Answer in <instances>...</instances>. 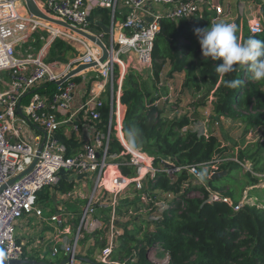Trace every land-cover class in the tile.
<instances>
[{
  "label": "built area",
  "instance_id": "1",
  "mask_svg": "<svg viewBox=\"0 0 264 264\" xmlns=\"http://www.w3.org/2000/svg\"><path fill=\"white\" fill-rule=\"evenodd\" d=\"M35 1L49 16L92 32L104 42L109 56L101 63L104 52L96 41L69 27L31 14L24 0H0V260L6 261L27 258L24 257L23 243L17 241L18 224L28 216H43L38 193L44 187L58 185L63 174L69 178L93 179V192L82 212V220L97 213V203L106 190H111L116 199L130 186L145 189L146 180L153 179L160 168L170 177H175L183 169L199 177L200 172L195 165L163 161V165L157 167L149 154L128 143L123 133L125 105L121 102L122 85L128 68L142 71L152 67L155 40L161 30L162 19L193 20L210 12L215 15L212 18V23H215L225 13L216 0ZM99 7L110 9L111 21L106 24L108 33L102 28L92 27L96 22L92 12ZM260 9L259 16L247 22L252 32L262 29L263 15ZM250 10V6L240 4L238 17H248ZM150 16L152 21L147 20ZM224 22L237 24V21ZM40 30L45 32V36H41L43 44L35 57L32 55L31 41ZM55 39L64 40L75 49V55L68 63L44 61L43 56ZM20 52H25L26 56H21ZM93 62L99 64L90 69L95 72L94 80L91 81L85 103L78 110H73L72 106L78 87L72 78L58 85L52 94L37 91L39 86L63 78L78 64ZM34 89V93L28 94ZM26 96L29 99L23 103ZM105 101L110 106L107 129L96 127L93 134L83 135L79 111H85L90 121L100 119L99 107ZM33 128H41L46 137L36 133ZM60 129L66 135L75 133L83 141L80 149L71 156L67 155L66 145L57 136ZM112 133L125 147L116 157L109 155ZM124 153L130 154L124 163L134 168V174H123L120 163L111 159ZM36 157L38 160L32 171L8 184L27 170ZM234 159L246 167L245 163ZM167 163L170 165L166 166ZM251 167L250 164L247 168L252 170ZM4 185L6 187L2 189ZM211 198L220 197L213 194ZM221 199L233 205L235 210L250 203L247 192L236 204L230 197ZM50 220L59 226L65 225L60 211L53 214ZM78 240L76 236L68 244L61 247L55 245L52 255L64 252L68 257L75 254ZM115 245L112 242L101 251L102 263H114L110 255Z\"/></svg>",
  "mask_w": 264,
  "mask_h": 264
},
{
  "label": "trees",
  "instance_id": "2",
  "mask_svg": "<svg viewBox=\"0 0 264 264\" xmlns=\"http://www.w3.org/2000/svg\"><path fill=\"white\" fill-rule=\"evenodd\" d=\"M261 8L263 25L260 31L252 32L247 22L236 24L240 42L253 35L264 41V3ZM92 16L96 20L92 24L95 29L101 28L98 22L108 25L111 21L108 8H96ZM214 16L206 12L204 17L193 20L162 19L161 30L155 40L153 64L148 70L154 79L160 80L164 67L169 63L170 74H185L183 85L188 92L199 93L209 86L214 90L215 115L244 122L248 132L264 125V80L251 79L247 65H236L233 72L219 74L216 67L220 61L203 57L194 29L210 26ZM72 49L64 40L55 39L47 59L67 61ZM232 79H239L242 83L236 88L226 87L224 81ZM72 80L80 83L82 76L76 75ZM57 88L55 82H48L39 86L37 91L52 94ZM90 88L91 82L85 97H88ZM122 89L121 102L126 106L123 133L128 143L132 146L130 135L134 137V148L154 152L157 167L163 165V157H174L178 165H195L206 183H187L185 186L190 179L187 169L170 177L160 168L148 182L153 189L175 195L169 201L171 207L157 219H144L143 224L134 226L132 230L125 228L118 236L110 259L122 264H157L151 256L166 258V264H264V188L257 186L260 178L254 174L264 173V140L247 143L237 150L236 156L235 150L223 145L217 135L185 129L192 122L188 114L173 118L166 116L157 104L159 96L148 88L143 74L137 69L129 68ZM103 98L106 100V94ZM28 99L29 96L24 97L23 103ZM99 111L101 118L92 124L94 128L106 130L110 111L107 101ZM57 136L66 145L68 156L83 144L75 133L66 135L63 129ZM123 150L124 145L112 133L109 155L116 157ZM235 156L243 163L251 162L252 170L241 175L243 166L234 159ZM129 157L130 154L124 153L115 160L120 163L123 174H134V168L124 163ZM225 170L227 175L212 178V173ZM75 184L74 178L62 176L58 185L44 187L38 193L39 204L55 205L58 193H71ZM247 187H253L247 195L256 198V202L246 203L239 210L221 199L230 197L236 204L243 198ZM213 194L220 198L212 199ZM106 234V230L87 233L82 243L95 237V243L88 248V256H92L95 249L102 250L107 246ZM17 241L21 243L19 238ZM24 257H28L27 253ZM55 257L48 262L59 264L67 255L61 252ZM30 258L47 261L46 258Z\"/></svg>",
  "mask_w": 264,
  "mask_h": 264
},
{
  "label": "rangeland",
  "instance_id": "3",
  "mask_svg": "<svg viewBox=\"0 0 264 264\" xmlns=\"http://www.w3.org/2000/svg\"><path fill=\"white\" fill-rule=\"evenodd\" d=\"M216 2L221 4L225 9V13L219 18V21H237V23L240 22L242 25L253 17L259 16L258 12H260L264 0H216ZM243 2L247 7L250 6L251 10L249 11L248 17L241 18L238 17V9L240 4L244 5ZM42 35L45 36V32L40 30L34 35L31 41L33 45L32 55L35 57L40 52L43 44V40H41ZM49 48L43 56L44 61L47 63H53L55 61L68 63L76 52L75 49H72L67 61L48 60ZM20 55L26 56L25 52H20ZM170 67L169 63L164 67L160 80L154 79L152 73L147 69L142 71L137 69L143 74L148 88L156 96H159L157 104L165 111L166 116L173 118L188 114L192 122L185 129L198 131L205 135H217L223 145H227L231 147V150H235L236 156L237 150L240 147H244L249 142L264 140V125L246 132L247 125L244 122L225 116H216L213 112L214 90L206 86L199 93L188 92L183 85L185 74L172 75L170 74ZM128 70L129 68L126 73ZM145 152L155 161L157 155L154 152ZM111 159L114 161L117 160L115 157ZM162 160L177 164L174 157H163ZM250 163L247 162L246 164L245 162L246 167H242L240 171L241 175L250 170L247 168ZM254 174L260 178L257 186L264 188V173L254 172ZM199 182L206 183V181L201 179L200 175L197 177L190 174V179L185 183V186L187 183L196 184ZM93 185L94 182L91 178L85 182L78 180L71 193L60 197V202L56 200L60 208L54 204H40V207L44 210L42 217L28 216L25 219H21L23 221L20 220L18 232L23 229V234L19 233L22 237L17 236L19 241L23 243L24 253H27V258L34 256L40 257L41 259L46 258L47 261L55 260L56 257L52 255V249L55 245L61 244L58 243V240L65 233V235L67 234V238L63 241V244H68L74 237L78 236L79 240L75 248L76 255L90 257L102 263L100 253L104 248L102 250L101 248H97L92 256H88V248L95 243V237H90L82 243L87 233L95 230H106L107 246L112 242L117 245L118 236L125 231V228L132 230L134 226L140 223L143 224L142 221L144 219L148 221L150 219H157L159 215L171 207L169 201L175 197L173 193L151 188L150 182L146 180L144 187L146 189H135L133 186H130L121 192L116 199H114V194L111 190H106L105 194L102 195L100 201L97 203V213L93 214L89 219L82 220V212L93 192ZM251 188L253 187H247L243 193L249 192ZM59 195L61 194L58 193L57 199ZM190 196L194 197L195 194H191ZM248 200L250 203L256 202V198L254 197H248ZM58 210L64 218L65 225L63 227L50 220V217ZM144 225L146 226V223ZM74 228L76 229L74 230ZM151 260L157 264L167 263L166 258L162 259L151 256ZM74 264L83 263L75 261Z\"/></svg>",
  "mask_w": 264,
  "mask_h": 264
},
{
  "label": "clouds",
  "instance_id": "4",
  "mask_svg": "<svg viewBox=\"0 0 264 264\" xmlns=\"http://www.w3.org/2000/svg\"><path fill=\"white\" fill-rule=\"evenodd\" d=\"M236 33L237 25L224 21L194 29L203 57L220 61L217 73L228 74L234 71L236 65H247L251 79L264 80V41L253 35L240 42ZM241 83L239 79L224 81L228 88H236ZM129 140L135 146L134 137L129 135Z\"/></svg>",
  "mask_w": 264,
  "mask_h": 264
},
{
  "label": "water",
  "instance_id": "5",
  "mask_svg": "<svg viewBox=\"0 0 264 264\" xmlns=\"http://www.w3.org/2000/svg\"><path fill=\"white\" fill-rule=\"evenodd\" d=\"M25 4L27 6L28 11L40 18L52 21L54 23L69 27L70 29L83 34L89 38H91L92 40L96 41L103 49L104 52V56L100 59V62L103 63L106 61L107 57L109 56V51L106 47V45L104 44V42L99 39L96 35H94L92 32L81 29L79 27H76L72 24H69L67 22H64L62 20H58L56 18H53L52 16H49L48 14H46L44 11H42V9L38 6V4L36 3L35 0H24ZM147 20L152 21V17H148ZM97 25L99 27H101L106 33L109 32V27L102 23V22H98ZM99 62H93V63H80L78 64L75 68H73L66 76H64L63 78L55 81L56 85H62L64 84L66 81H68L69 79L75 77L76 75H78L79 73H81L84 70L87 69H91V68H95L96 66H98ZM36 90H32L30 91L28 94H32L34 93ZM21 112V109H20ZM44 135L46 137V133L44 132ZM44 137V140H45ZM43 144L39 147L37 154L40 153L41 149H42ZM38 157L35 158L34 162L29 166V168H27V170H25L23 173H21L19 176H17L16 178H13L12 180H10L8 182V184H12L14 183L16 180L20 179L23 175L29 173L30 171H32L37 163ZM170 164L167 163L166 166H169ZM228 171H220V172H215L212 175V178L218 177V176H224L227 175ZM6 185H4L2 187L5 188ZM74 261H81L85 264H106V263H101V262H97L96 260L90 258V257H85V256H80V255H76V254H71L70 256H68L67 258H65L64 260H62L59 264H74ZM0 264H52L48 261L45 260H37V259H30V258H25V259H13V260H0ZM111 264H118V263H111Z\"/></svg>",
  "mask_w": 264,
  "mask_h": 264
},
{
  "label": "crops",
  "instance_id": "6",
  "mask_svg": "<svg viewBox=\"0 0 264 264\" xmlns=\"http://www.w3.org/2000/svg\"><path fill=\"white\" fill-rule=\"evenodd\" d=\"M158 8H161V7H158ZM88 73H90V74H88ZM79 75L82 76V81L80 83H78V87H77V90L75 92V96H74V100H73V105H72L73 106V110H78L81 106H83V104L85 103V100L87 99V97H85V94H86V91H87V86H88V84L91 81L94 80V72H93V70H90V69L89 70H84ZM97 86H99V84H97ZM123 110L126 113V106H123ZM78 117H79L80 121L82 122V124H81L82 125V134L83 135H86V134H90L91 135V134H93L95 132V128H94V126L92 124V121L89 120L86 112L83 111V110L82 111L80 110ZM68 130H70V128H68ZM35 131H36V133H38L40 135L41 134L44 135V131L41 128H35ZM63 175L65 176V174H63ZM90 178L91 177H87V178L75 177L74 180H75V183L78 180L85 182V181H87ZM60 197H63V195L62 194L59 195V198L56 199V200H58V202H60V199H61ZM100 198H101V196H100ZM58 202H55L56 203L55 205L57 207H59ZM21 221H23V220H21ZM20 222H19L18 228H17V235L18 236H21V235H19V233H22L23 234V229L18 232V229L20 227ZM66 238H67V234L65 235V233H64V235H62V238L61 237L59 238L60 240H58V243H61L60 245H64L63 244V241H65Z\"/></svg>",
  "mask_w": 264,
  "mask_h": 264
}]
</instances>
